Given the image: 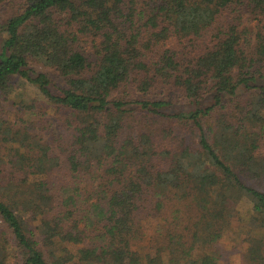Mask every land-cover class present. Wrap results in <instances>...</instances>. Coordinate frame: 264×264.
Returning a JSON list of instances; mask_svg holds the SVG:
<instances>
[{
  "label": "trees",
  "instance_id": "1",
  "mask_svg": "<svg viewBox=\"0 0 264 264\" xmlns=\"http://www.w3.org/2000/svg\"><path fill=\"white\" fill-rule=\"evenodd\" d=\"M2 5L0 264H264V0Z\"/></svg>",
  "mask_w": 264,
  "mask_h": 264
},
{
  "label": "rangeland",
  "instance_id": "2",
  "mask_svg": "<svg viewBox=\"0 0 264 264\" xmlns=\"http://www.w3.org/2000/svg\"><path fill=\"white\" fill-rule=\"evenodd\" d=\"M4 6L5 5L0 6V21L5 20L6 17L13 11V9H11V6L9 7L8 6L4 7ZM35 68L40 71H45L50 74H54V72L51 69H47L41 66H35ZM23 88L24 90H26V93L30 95V97L32 98L35 97V91L31 87L24 85ZM11 101H8L7 103H3V107L6 111L7 118H9L13 122L16 120L19 121L21 117H23V119L26 120L27 116L23 112L22 113L19 112L17 110L18 109L17 106ZM63 118H64V114H61L57 116L55 119L56 121L58 120V122L59 121L62 122ZM55 119H54V114L51 111H49L47 120L51 122L52 124H54ZM39 121H40L39 118L35 119L36 124L39 123ZM261 144H262V152H264V139L263 141H261ZM238 212L242 220L245 223H247L248 225L251 224L252 226H254L252 213L246 201L239 203ZM184 216L185 218L189 217L192 220L196 221L199 218V213L194 206L187 205ZM154 225H155V222H151L150 224L151 230ZM146 235L151 238L153 233L149 232V233H146ZM218 247L220 249V255H221V258L218 264H244L243 253L246 250L244 246L237 245L232 239H229L228 237H226L223 239V241H221Z\"/></svg>",
  "mask_w": 264,
  "mask_h": 264
}]
</instances>
